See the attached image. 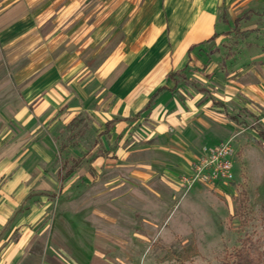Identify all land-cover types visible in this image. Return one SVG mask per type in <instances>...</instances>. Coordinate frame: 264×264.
<instances>
[{"label": "crops", "instance_id": "0c3cea01", "mask_svg": "<svg viewBox=\"0 0 264 264\" xmlns=\"http://www.w3.org/2000/svg\"><path fill=\"white\" fill-rule=\"evenodd\" d=\"M0 72V264L111 262L67 220L81 180L181 188L232 138L264 173V0H0Z\"/></svg>", "mask_w": 264, "mask_h": 264}, {"label": "rangeland", "instance_id": "374dc122", "mask_svg": "<svg viewBox=\"0 0 264 264\" xmlns=\"http://www.w3.org/2000/svg\"><path fill=\"white\" fill-rule=\"evenodd\" d=\"M72 140L64 134L61 144ZM249 142L247 166L237 154L236 178L228 183L178 188L161 172L143 181L121 170L97 175L90 186L81 180L80 207L67 220L82 238L107 242L99 244L107 264H226L238 261L241 249L264 264V173L253 152L259 146ZM60 153L67 158L70 150Z\"/></svg>", "mask_w": 264, "mask_h": 264}, {"label": "built area", "instance_id": "2783aa9c", "mask_svg": "<svg viewBox=\"0 0 264 264\" xmlns=\"http://www.w3.org/2000/svg\"><path fill=\"white\" fill-rule=\"evenodd\" d=\"M205 155L194 164L190 174L181 177L180 186L192 187L200 183L215 185L218 182H232L236 178V150L233 138L218 146L205 149Z\"/></svg>", "mask_w": 264, "mask_h": 264}, {"label": "trees", "instance_id": "16d2710c", "mask_svg": "<svg viewBox=\"0 0 264 264\" xmlns=\"http://www.w3.org/2000/svg\"><path fill=\"white\" fill-rule=\"evenodd\" d=\"M246 18L249 17V12L246 13L245 15ZM242 19L241 18H237L236 19V25L239 26V23ZM217 36V34H215L212 39H214L215 37ZM179 75H182V76H185L184 74H182V71H174V72H170L169 73V77L171 79H176L177 76ZM150 106V104L148 105ZM64 147V146H63ZM83 161L84 159L82 158H78V159H74L73 160V165L71 166V168L69 169V171L66 173V175H70L72 174L76 169L80 168L82 165H83ZM68 165V160H66L64 162V167H66ZM244 250H239L237 252L238 256H239V260H235V261H227L226 264H257L256 263V259H254L250 253V251H247V252H243ZM246 251V250H245Z\"/></svg>", "mask_w": 264, "mask_h": 264}]
</instances>
